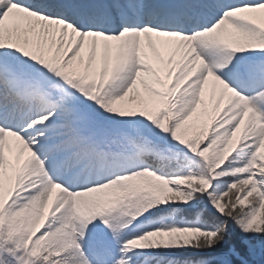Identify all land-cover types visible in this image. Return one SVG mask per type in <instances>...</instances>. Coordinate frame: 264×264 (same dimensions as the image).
Listing matches in <instances>:
<instances>
[{"label":"snow or ice","instance_id":"snow-or-ice-1","mask_svg":"<svg viewBox=\"0 0 264 264\" xmlns=\"http://www.w3.org/2000/svg\"><path fill=\"white\" fill-rule=\"evenodd\" d=\"M0 264H264V0H0Z\"/></svg>","mask_w":264,"mask_h":264}]
</instances>
